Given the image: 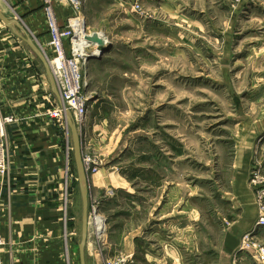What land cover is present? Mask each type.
<instances>
[{"label": "rangeland", "instance_id": "rangeland-1", "mask_svg": "<svg viewBox=\"0 0 264 264\" xmlns=\"http://www.w3.org/2000/svg\"><path fill=\"white\" fill-rule=\"evenodd\" d=\"M82 15L89 32L103 33L109 43L84 68L88 115L79 130L83 153L98 169L88 174L89 215L95 206L104 220L108 236L101 239L109 242L130 221L128 228L145 227L143 244L159 238L156 234L171 238L174 229L167 223L179 218L190 223L198 212L195 232L203 256L186 244L181 249L190 264H210L204 256L213 245L221 246L226 229L242 212L224 193L231 191L245 145L253 156L249 189L260 216L256 193L264 191V135L251 143L247 135L264 120V0H84ZM61 132L76 190L67 224L79 244L82 200L73 140L71 131L70 137ZM115 170L140 181L128 189L135 194H119L121 211L114 212L118 204L94 193L92 181ZM153 177L155 186L149 182ZM170 191L183 197L181 204L173 201L160 215ZM128 195L137 197L132 200L137 205ZM91 232L89 226L92 258L104 243ZM248 233L264 248V229L255 224L241 237L231 264ZM252 252L242 255V264H262Z\"/></svg>", "mask_w": 264, "mask_h": 264}, {"label": "crops", "instance_id": "crops-1", "mask_svg": "<svg viewBox=\"0 0 264 264\" xmlns=\"http://www.w3.org/2000/svg\"><path fill=\"white\" fill-rule=\"evenodd\" d=\"M53 9L60 26H65L68 19L74 16L73 10L65 3L55 2ZM0 10L9 19L19 21L39 48L47 49L48 23L43 0H0ZM86 28L87 31L91 29L89 26ZM51 99L60 103L53 92L44 64L33 50L0 20V103L4 113L13 115L17 120L7 132L13 175L9 196L3 191L0 177V235L5 242L4 264H81L75 229L73 225L68 226L65 222L66 185L72 192L68 199L69 217L74 214L76 190L73 175L67 177L66 174L68 154L64 134L45 116ZM259 123L261 125L254 127L257 130L247 135L248 143L264 135V120ZM245 148L243 158L234 166L231 191L224 193L226 199L237 200V203L234 202V209L242 212L232 221L229 229L225 228L221 246L218 248L213 245L204 256V259H209L210 264H231V257L238 249L241 237L250 232L257 222L254 194L249 189L253 156L246 145ZM99 176L97 181H92V191L111 197L118 204L115 205L114 212L116 208L121 209L119 194L124 191L133 194L134 192L128 190L133 191L130 184L140 181L138 178L129 180L117 170L113 173L103 172ZM149 182L157 185L154 177ZM111 192L113 193L109 195ZM128 198L130 203L137 205L132 201L137 197L128 195ZM182 198L178 193L168 192L167 201L162 204L159 214L163 215L166 206L173 201L174 206H179ZM162 201L163 192L158 205H161ZM104 212L106 214V211ZM110 212L112 210L107 213ZM181 213L185 214L180 212L178 215ZM192 215L193 221L187 224L181 223L184 218L180 219L179 216L177 221L167 223L168 229H174L173 237L165 238L164 234H156L159 238L147 244H143V241H147L145 227L128 228L129 224H132L130 221L129 224L117 228L109 242L103 240L100 252H94L92 258L88 253L90 249H94V245L91 243L90 246L89 242L86 248L87 264H100V258L102 264H105L106 257L115 256L118 251L132 256L134 264H190L182 252L185 249H181L185 247L184 244L190 247L188 251L200 257L202 255L201 240L195 232L200 216L198 212ZM96 240L99 244V239ZM212 257L217 261H213Z\"/></svg>", "mask_w": 264, "mask_h": 264}, {"label": "built area", "instance_id": "built-area-1", "mask_svg": "<svg viewBox=\"0 0 264 264\" xmlns=\"http://www.w3.org/2000/svg\"><path fill=\"white\" fill-rule=\"evenodd\" d=\"M44 10L46 13L48 23V36L49 43L47 49H43L44 55L51 66L54 61H57V66L53 69L52 74L55 79L58 93L62 99L61 103L56 99L50 100V108L46 111V118L53 123V125L70 137V126L68 117L71 116L73 121L77 123L80 130L82 126L86 124L88 108L87 98L84 95V77L83 72L86 68L89 60L88 50L91 45L87 46L89 42L88 37L93 36L96 33H90L84 24V18L82 16V6L84 0H43ZM55 2L67 4L74 12V16L70 17L65 26H60L57 21L53 4ZM84 31L82 32V27ZM85 35V37H84ZM93 52H99L97 45L92 47ZM98 49V51H96ZM16 119L12 115H5L3 107L0 103V177L2 178V184L4 192L9 196L12 188L13 175L10 165V146L8 140V128L16 123ZM83 164L87 175L91 172L96 174L97 167L93 166L94 163L90 157L83 153ZM70 157H67V177L69 173ZM66 198H65V222H68V204L69 195L72 194L70 188L66 185ZM257 201L261 206L260 216L256 223L258 229H264V191L257 190ZM1 214L2 204L0 197V226H1ZM101 218L95 206L92 208V212L89 215V226L92 227V233L98 237L100 241L101 236L106 234V225L103 222V232H100L101 226L97 224V219ZM102 219V218H101ZM102 226V227H103ZM252 235L248 233L242 242V247L239 250L238 255L234 256L233 264H242L244 259L243 254L247 255L252 252V256L256 258L260 263L264 264V248L257 247V244L252 242ZM5 242L0 235V264L3 262V250ZM134 259L126 253H118L106 260V264H133Z\"/></svg>", "mask_w": 264, "mask_h": 264}, {"label": "water", "instance_id": "water-1", "mask_svg": "<svg viewBox=\"0 0 264 264\" xmlns=\"http://www.w3.org/2000/svg\"><path fill=\"white\" fill-rule=\"evenodd\" d=\"M0 20L9 28H11L14 33L24 41L38 56V58L42 61L47 71L51 86L53 88L54 94L59 99L61 105L62 99L58 93L54 76L52 74L50 65L43 54L42 50L36 44L33 38L29 36L26 32L23 25L16 20L9 19L6 17L2 11L0 10ZM21 31V33H20ZM87 41L90 42L92 45H97L99 47V52L94 54L93 49L90 48L88 50L89 60L98 59L102 56L105 52L108 44H105L103 40L98 39V34H94L91 37H87ZM69 126L71 129L72 140H73V151H74V158H75V165H76V172L78 177L79 189L81 194L82 200V230H81V241L79 243V252H80V260L81 264H87L86 261V248L88 246V238H89V180L85 172L84 164H83V157H82V143L79 136L78 129L73 121L72 117H68Z\"/></svg>", "mask_w": 264, "mask_h": 264}, {"label": "bare ground", "instance_id": "bare-ground-1", "mask_svg": "<svg viewBox=\"0 0 264 264\" xmlns=\"http://www.w3.org/2000/svg\"><path fill=\"white\" fill-rule=\"evenodd\" d=\"M83 7V6H82ZM81 12H82V10H81ZM83 16V15H82ZM4 24V23H3ZM5 25V24H4ZM81 27H82V32L84 31V28H83V26H82V24H81ZM86 29V28H85ZM89 32V31H88ZM96 34H98V39H100V40H103L104 42H105V44H108L109 45V43H108V41H107V39L105 38V36L103 35V33H96ZM89 36V34H87V37ZM84 37H85V35H84ZM86 37V38H87ZM89 45H91V48L94 46V45H92L90 42H89V44H87V46H89ZM41 49V48H40ZM43 49H45V48H42L41 50H42V52H43V54H44V51H43ZM96 51H98V49L96 50ZM98 53V52H97ZM94 54H96V53H94ZM57 61H54L52 64H51V66H53L54 68L57 66ZM59 64V63H58ZM50 66V68H52ZM53 69H51V71H52ZM53 72V71H52ZM5 115H7V114H5ZM13 116V115H12ZM75 125H76V127H77V129H78V132H79V128H78V126H77V123L75 122ZM79 136H80V133H79ZM80 139H81V137H80ZM85 168V167H84ZM85 172H86V170H85ZM86 175H87V173H86ZM87 177H88V175H87ZM1 216H2V214H1ZM103 219H101V218H98L97 219V224L98 225H100L101 226V228H103L102 227V225H103ZM104 229V228H103ZM101 231V230H100ZM92 233V232H91ZM104 233V232H103ZM107 233V232H106ZM105 236H106V234H105ZM102 237V236H101ZM100 237V238H101ZM98 238V237H97ZM104 238H102V239H100V240H103ZM95 243V242H94ZM78 246H79V244H78ZM90 246H91V243H90Z\"/></svg>", "mask_w": 264, "mask_h": 264}, {"label": "trees", "instance_id": "trees-1", "mask_svg": "<svg viewBox=\"0 0 264 264\" xmlns=\"http://www.w3.org/2000/svg\"><path fill=\"white\" fill-rule=\"evenodd\" d=\"M79 184V183H78Z\"/></svg>", "mask_w": 264, "mask_h": 264}]
</instances>
